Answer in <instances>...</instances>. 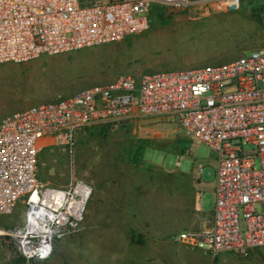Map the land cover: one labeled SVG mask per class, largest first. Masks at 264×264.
<instances>
[{
    "label": "built area",
    "instance_id": "obj_1",
    "mask_svg": "<svg viewBox=\"0 0 264 264\" xmlns=\"http://www.w3.org/2000/svg\"><path fill=\"white\" fill-rule=\"evenodd\" d=\"M210 3L236 11L241 0H0V64L91 49L141 34L154 5ZM161 118L216 154L213 218L173 241L208 253L249 258L264 247V49L216 66L123 76L69 98L30 107L0 121V216L22 202V227L1 232L29 262L54 255L81 230L92 188H56L38 176V156L54 142L73 154L78 134L94 124ZM252 146L253 149H246ZM259 161V167H257Z\"/></svg>",
    "mask_w": 264,
    "mask_h": 264
},
{
    "label": "rangeland",
    "instance_id": "obj_2",
    "mask_svg": "<svg viewBox=\"0 0 264 264\" xmlns=\"http://www.w3.org/2000/svg\"><path fill=\"white\" fill-rule=\"evenodd\" d=\"M262 49L264 0H241L236 11L214 10L208 2L154 5L150 27L141 34L0 64V121L123 76L216 66ZM48 144L39 152V179L53 187L80 181L93 190L81 230L59 245L60 264H264V247L243 258L173 241L201 228L210 218L202 211L212 212L216 200L215 152L177 124L161 118L94 124L78 134L72 155ZM199 182L207 184L201 199ZM25 216L21 202L0 216V233L22 227ZM17 257L11 242L0 238V264H14Z\"/></svg>",
    "mask_w": 264,
    "mask_h": 264
},
{
    "label": "crops",
    "instance_id": "obj_3",
    "mask_svg": "<svg viewBox=\"0 0 264 264\" xmlns=\"http://www.w3.org/2000/svg\"><path fill=\"white\" fill-rule=\"evenodd\" d=\"M44 148L48 147L47 145L46 146H43ZM206 183L205 182H199V190H200V199H201V193H202V190L206 187ZM65 187V186H64ZM56 188H62V187H56ZM215 188H216V182H215V185H214V192H215ZM202 189V190H201ZM202 211V209H201ZM213 212V211H212ZM210 212V213H204L202 211L203 214H205V216H207V219L208 220H205V223L203 224H210L212 222V218H213V213ZM64 241V240H63ZM63 241H60L56 244V247H55V251H54V255L51 259L47 260V261H43V262H38L37 264H60L59 263V245L61 246V244L63 243Z\"/></svg>",
    "mask_w": 264,
    "mask_h": 264
},
{
    "label": "trees",
    "instance_id": "obj_4",
    "mask_svg": "<svg viewBox=\"0 0 264 264\" xmlns=\"http://www.w3.org/2000/svg\"><path fill=\"white\" fill-rule=\"evenodd\" d=\"M157 6H158V5H157ZM147 148H152V147H146V149H147ZM146 149H145V150H146ZM145 150H144V152L142 153V156H143V157H144ZM14 264H29V262L26 260L25 257H23V256H18V257L15 259ZM33 264H37V263H36V262H33Z\"/></svg>",
    "mask_w": 264,
    "mask_h": 264
}]
</instances>
